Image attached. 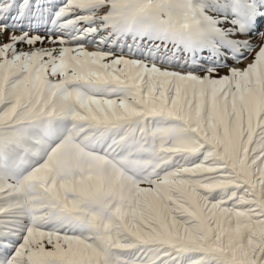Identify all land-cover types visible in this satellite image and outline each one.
<instances>
[{
	"label": "snow or ice",
	"instance_id": "obj_1",
	"mask_svg": "<svg viewBox=\"0 0 264 264\" xmlns=\"http://www.w3.org/2000/svg\"><path fill=\"white\" fill-rule=\"evenodd\" d=\"M0 264H264V0H0Z\"/></svg>",
	"mask_w": 264,
	"mask_h": 264
},
{
	"label": "bare ground",
	"instance_id": "obj_2",
	"mask_svg": "<svg viewBox=\"0 0 264 264\" xmlns=\"http://www.w3.org/2000/svg\"><path fill=\"white\" fill-rule=\"evenodd\" d=\"M41 34L43 35V32H42ZM89 47H90V48H92V46H91V45H90ZM249 59H251V57H249ZM241 66H242V65H241Z\"/></svg>",
	"mask_w": 264,
	"mask_h": 264
}]
</instances>
